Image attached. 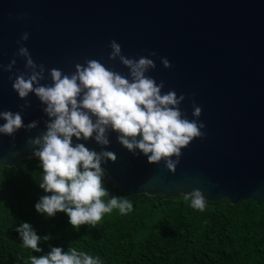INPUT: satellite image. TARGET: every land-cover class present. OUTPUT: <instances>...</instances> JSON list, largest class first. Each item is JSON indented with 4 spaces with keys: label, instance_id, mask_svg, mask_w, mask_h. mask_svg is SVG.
<instances>
[{
    "label": "water",
    "instance_id": "95a60500",
    "mask_svg": "<svg viewBox=\"0 0 264 264\" xmlns=\"http://www.w3.org/2000/svg\"><path fill=\"white\" fill-rule=\"evenodd\" d=\"M23 33L38 65L65 74L95 59L127 76L119 60L108 59L113 40L129 58L155 52L156 67L147 75L163 81V92L184 95L182 113L205 125L203 138L181 150L174 173L164 161L150 164L139 150L129 152L110 131L103 150L117 159L102 168L123 192L177 198L199 189L208 203L264 202V0H0V66L16 60L12 73L0 67V111L18 112L28 103L24 124L39 121L32 131L0 134V167L35 157L28 141L46 130L48 119L38 98L21 100L9 80L25 71L17 55ZM161 58L172 66L164 68ZM45 75L42 83L50 84ZM76 143L102 150L94 139L73 137Z\"/></svg>",
    "mask_w": 264,
    "mask_h": 264
},
{
    "label": "clouds",
    "instance_id": "9594fccd",
    "mask_svg": "<svg viewBox=\"0 0 264 264\" xmlns=\"http://www.w3.org/2000/svg\"><path fill=\"white\" fill-rule=\"evenodd\" d=\"M29 39L23 33L17 41V55L25 61V71H17L9 76L12 89L21 100L34 94L48 117L45 131L32 138L30 143L33 154L41 162L43 181L39 187L48 195L35 204L38 213L53 217L56 213H65L73 227L100 222L104 214L118 209L127 214L133 208L127 198L111 195L103 183L105 170L102 164L115 162L117 156L112 151L103 150L110 144L109 132L118 133L120 145L133 154L136 150L148 158L150 164L164 161L170 172H175L180 162L181 150L194 139L203 138L201 131L205 125L197 120H189L180 110L185 100L184 95L177 96L175 91L163 92L164 83L147 75L156 64L150 57L155 52L138 59L122 54L120 44L110 42L111 61L119 60L128 69V75L107 68L98 60L76 64L75 71L65 74L60 69H46L37 64L23 42ZM164 68L172 65L167 58H161ZM16 65L13 59L3 71L12 73ZM50 78L51 83H42ZM31 107L25 103L18 112L0 111V134L14 136L24 128L32 131L39 121L25 125L22 112ZM193 116L199 118L201 108L193 103ZM73 137L94 141L102 146L98 153L84 143L73 144ZM139 137V139H138ZM175 157V160L172 158ZM190 198L191 206L204 210L206 199L199 189H195ZM23 245L34 252H42L39 247L41 237L29 223H22L16 228ZM50 236L43 237L44 241ZM31 264H101L99 257L69 247H51L50 251L39 257L31 256Z\"/></svg>",
    "mask_w": 264,
    "mask_h": 264
},
{
    "label": "trees",
    "instance_id": "16d2710c",
    "mask_svg": "<svg viewBox=\"0 0 264 264\" xmlns=\"http://www.w3.org/2000/svg\"><path fill=\"white\" fill-rule=\"evenodd\" d=\"M41 162L29 157L0 167V264H31V256L51 247H75L101 264H264V202H206L203 211L179 196L129 195L106 174L111 195L127 198L133 208L104 214L100 222L73 227L65 213H38L35 204L48 195ZM29 223L41 237L42 252L23 245L16 228ZM51 239L44 241L43 237Z\"/></svg>",
    "mask_w": 264,
    "mask_h": 264
}]
</instances>
